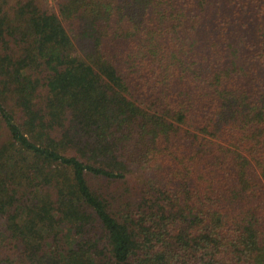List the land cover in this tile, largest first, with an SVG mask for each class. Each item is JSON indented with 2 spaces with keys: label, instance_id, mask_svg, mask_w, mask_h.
Returning <instances> with one entry per match:
<instances>
[{
  "label": "trees",
  "instance_id": "trees-1",
  "mask_svg": "<svg viewBox=\"0 0 264 264\" xmlns=\"http://www.w3.org/2000/svg\"><path fill=\"white\" fill-rule=\"evenodd\" d=\"M0 264H264V0H0Z\"/></svg>",
  "mask_w": 264,
  "mask_h": 264
},
{
  "label": "rangeland",
  "instance_id": "rangeland-1",
  "mask_svg": "<svg viewBox=\"0 0 264 264\" xmlns=\"http://www.w3.org/2000/svg\"><path fill=\"white\" fill-rule=\"evenodd\" d=\"M9 2V5H15L19 0H7ZM57 0H47V4L49 8H53L56 6Z\"/></svg>",
  "mask_w": 264,
  "mask_h": 264
}]
</instances>
